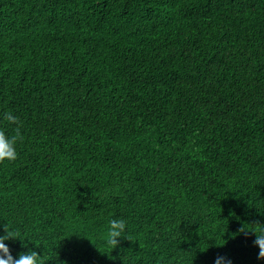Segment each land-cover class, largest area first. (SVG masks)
Here are the masks:
<instances>
[{"label":"trees","instance_id":"trees-1","mask_svg":"<svg viewBox=\"0 0 264 264\" xmlns=\"http://www.w3.org/2000/svg\"><path fill=\"white\" fill-rule=\"evenodd\" d=\"M18 126L14 259L264 264V0H0V130Z\"/></svg>","mask_w":264,"mask_h":264},{"label":"clouds","instance_id":"clouds-1","mask_svg":"<svg viewBox=\"0 0 264 264\" xmlns=\"http://www.w3.org/2000/svg\"><path fill=\"white\" fill-rule=\"evenodd\" d=\"M3 119L11 124L19 125V119L17 116L8 111L4 114ZM19 126L15 129V135L8 137L4 131L0 130V162L4 160H15L17 158L16 144L18 140H22ZM257 230L259 234L255 235L254 244L258 246L259 253L258 259H264V224L256 221ZM126 222L123 219H111L109 221V230L107 232V243L112 245L114 248L118 246V238L121 232L124 231ZM240 231H243L240 229ZM5 235L0 236V264H45L40 253L37 251L29 250L26 253H20L17 258H13L10 254V250L4 241L14 239L13 234L4 227ZM224 257H217L215 264H224ZM227 264H231V261H227Z\"/></svg>","mask_w":264,"mask_h":264}]
</instances>
